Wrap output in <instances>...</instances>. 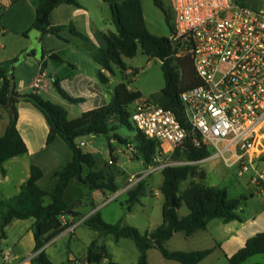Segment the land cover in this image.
<instances>
[{"label":"trees","instance_id":"obj_1","mask_svg":"<svg viewBox=\"0 0 264 264\" xmlns=\"http://www.w3.org/2000/svg\"><path fill=\"white\" fill-rule=\"evenodd\" d=\"M14 1L16 0H12ZM103 1L110 6L111 20L116 32L104 35L106 47L100 49L94 56L96 63L102 68L97 73L99 81L103 86L109 85V77L103 70L114 74V67H117L122 72H127L129 69L124 58H134L141 49L146 56L162 63L165 87L156 98L157 102L167 110L174 112L181 124L188 128L189 122L181 102V95L200 85L190 53L177 58V49L170 37H159L150 33L144 17L142 0ZM154 1L160 9L166 12L160 0ZM32 2L36 10V18L32 26L34 30L43 35L52 34L59 37L60 33L68 28L72 34L86 40L73 26L53 27L49 20L56 7L62 4L80 6L79 0H32ZM238 3L242 6L247 5L246 0H238ZM4 12L5 7H0V28ZM174 17L172 9V15L167 16L171 35L175 32ZM52 58L61 61L55 55ZM133 74L137 75L138 71H133ZM0 80L4 81L0 88V111H6L9 114L6 133L0 137V167L5 162L28 153L27 145L17 128L19 102L32 104L45 117L49 126L47 144L61 138L73 153L72 161L54 173L56 186L52 192L41 189L39 182L43 179L44 172L41 168L32 166L30 178L22 185L20 193L13 198L0 199V239H5L6 228L15 220L33 219L32 231L36 256L32 264H57L51 260L44 247L70 229L77 219L83 217L78 211V208L83 206V202L70 204L66 201V192L70 184L76 181L90 190L116 194L120 189L116 184L115 173L112 169H107L117 162L112 149V140L130 148L136 145V150L141 153L139 158H142L149 166L158 165L157 155L162 144L147 138L137 129V136L131 140L118 135L117 131L120 127L134 130L131 123L134 106L143 99L140 91L130 90L131 81L125 75L122 83L113 89L110 104L85 113L84 118L88 120V124L74 130L68 129L69 116L63 106L45 100L38 91L25 95L18 94L7 70L2 66H0ZM54 85L63 98L73 103L80 102V100L69 97L58 81H55ZM11 99H13L12 103ZM89 135H104L109 140L112 164L108 162L105 169L97 168L94 156L84 152L76 143L79 138ZM132 140L134 142H131ZM210 154L211 150L206 145L194 148L186 144L165 158L166 163L194 162L195 164L168 166L162 170L164 182L161 193L165 199L163 224L153 234H143L133 226L108 223L98 212L84 219L83 225L97 233L112 235L116 242L123 239L132 240L140 253L138 264H149L148 251L151 249H157L166 260L180 264H200L212 254V249L190 253L172 252L165 247V243L180 232L191 236L197 231L206 230L213 220H222L226 224L234 221L242 223L243 219L239 211L243 202L247 201V198L230 199L227 189L206 183V172L200 169L198 164L206 160ZM259 161L264 162V155ZM3 174H5L4 171ZM78 178L81 179L78 180ZM187 182L188 186L183 190L182 185ZM144 192L145 181L142 180L134 189L126 191L127 204L132 206L139 202ZM47 199L51 200L48 205L46 204ZM183 203L187 206L189 215L180 218L178 211ZM68 218H71V222H65ZM260 254H264V232L250 238L245 247L228 258V261L230 264H245L250 258ZM104 260L107 261L104 262ZM80 263L120 264L112 259L106 246L99 245L97 240L92 243L87 257L61 264Z\"/></svg>","mask_w":264,"mask_h":264},{"label":"crops","instance_id":"obj_2","mask_svg":"<svg viewBox=\"0 0 264 264\" xmlns=\"http://www.w3.org/2000/svg\"><path fill=\"white\" fill-rule=\"evenodd\" d=\"M79 3L80 6L59 5L51 13L49 20L53 27L73 26L86 40L75 36L68 28L63 30L59 37L52 34L43 35L32 28L36 18V10L32 0H16L14 2L12 0H0V7H5L0 28V66L7 70L8 76L12 79L15 91L18 94L25 95L38 91L39 95L45 100L63 106L68 112L69 130L81 128L88 124V120L84 118L85 113L109 105L113 89L122 83L124 76H122L121 80L114 81L116 67H114V74L103 70L110 80L108 86H103L97 76L98 71L102 68L96 63L94 56L100 49L106 47L104 35L116 32V28L111 20L112 16L109 4L103 0H79ZM173 23L175 25V17ZM167 37H171V32ZM54 55L59 57L61 61L54 60L52 58ZM131 73L132 71L128 70L125 74ZM40 76L43 78V84L39 89H36L34 81ZM55 81H58L61 88L69 97L80 100V102L73 103L63 98L55 88ZM3 83L4 81L0 80V88ZM51 88L53 92L49 91ZM130 90L132 89L130 88ZM142 100L146 99L143 98ZM17 108V128L27 145L28 153L24 156L13 158L0 167V199L13 198L20 193L22 185L30 178L32 166H37L44 172V177L39 182L41 189L52 192L56 186L53 178L54 173L73 159L72 151L61 138H57L53 143L47 144L49 126L45 117L38 109L32 104L25 102H19ZM8 123L9 114L6 111H0V137L5 135ZM85 137L94 139L95 136L89 135ZM78 140L76 141L77 145L83 149L86 144ZM114 142L116 141L112 140L111 143L115 154ZM82 143H84V146H81ZM130 149L132 150L133 147ZM110 154L112 155L111 148ZM133 158L137 160L142 159L136 158L134 155ZM261 165L264 166V162L259 161L258 171L259 173H264ZM3 171L5 174H3ZM253 179L254 176L251 179L252 184H255L259 194L264 196V190L260 189V185H257ZM79 185L84 186L76 181L70 184L66 192V201L70 204L83 202V206L78 208L83 217L77 219L70 229L44 247L45 252L51 260L57 264L84 259L89 254L90 247L97 240L96 235L98 233L86 228L82 223L84 219L98 212L106 222H112V220H109L111 218L105 216L103 213V210L110 205L107 203L112 200L109 196L111 193H105L101 190H90L88 188V194L82 193L73 200L69 199L68 195L74 190L73 188H78L74 186ZM84 187L87 188L86 186ZM118 187L120 190L116 194L124 192L126 186L122 189L120 186ZM127 201L128 198L126 204ZM50 203L51 200L47 199L46 204ZM164 203L165 199L163 205ZM139 204H141V198L139 202L132 206L127 204L129 212L126 216L132 215L134 208L137 205L139 206ZM185 217L180 216V218ZM66 221L71 222V218L65 219ZM22 222L24 221L15 220L6 230H11L16 224H22ZM258 223L257 219H254L251 223L244 222V220L242 223L234 221L226 224L223 222L224 234L226 233L225 237L228 240L220 242L219 238L212 236L211 243L209 242L208 246H206L207 248L200 250L204 251L210 248L213 252L200 264H213L214 261H218L221 264H230L228 258L245 247L246 242L254 235L264 232V224L257 225ZM33 224L34 222L31 223V227L28 225V231L20 238L17 244L19 247L13 250L14 254L13 252L4 253L1 250V255H4V264H27L24 261L34 254L35 239L32 231ZM118 224L136 227L143 234H153L163 222H154L150 217L145 216L144 223L142 224H139V222L137 224ZM258 226H261V228ZM254 228L256 229L255 232ZM201 231H197L191 236H187L183 232L177 233L171 240L165 243V247L172 252H196L198 249L188 250L184 248V242ZM104 236L106 237V235ZM70 237H76L74 247H69L68 251L65 248L57 251L55 246ZM25 238H27V243L24 245ZM5 241H8L7 235L5 239L0 241V247ZM97 241H99V245H102L101 240ZM125 244L126 247H121L124 253L123 256H118L120 260L112 253L110 256L115 262L120 264H138L140 253L136 244L134 243L135 247H132L131 243ZM172 244L175 246H172ZM255 257L258 256L250 258L245 264H264V259L256 261ZM122 258L126 262H121ZM148 262L149 264H180L175 261L166 260L157 249L148 251Z\"/></svg>","mask_w":264,"mask_h":264},{"label":"built area","instance_id":"obj_3","mask_svg":"<svg viewBox=\"0 0 264 264\" xmlns=\"http://www.w3.org/2000/svg\"><path fill=\"white\" fill-rule=\"evenodd\" d=\"M256 3L261 6H242L238 0H172L175 32L170 39L176 57L190 53L200 85L181 95L188 128L159 104H135L131 120L136 129L162 144L158 165L149 174L194 165L166 163L160 156L169 157L186 144L206 145L211 154L204 161H222L239 175L253 172V181L264 190V173L258 171L264 155V0ZM42 84L37 77L35 88ZM140 181L130 179L131 184ZM35 256L24 262L32 264Z\"/></svg>","mask_w":264,"mask_h":264},{"label":"rangeland","instance_id":"obj_4","mask_svg":"<svg viewBox=\"0 0 264 264\" xmlns=\"http://www.w3.org/2000/svg\"><path fill=\"white\" fill-rule=\"evenodd\" d=\"M160 1L162 2L166 12L160 9L155 4L154 0H142L144 17L150 33L159 37H167L170 35V28L167 24V16L172 15V0ZM246 3L250 6H261V4L249 0H246ZM176 54H178V50ZM124 61L132 73L126 75V72H122L120 68L116 67L114 81L121 80L123 75L127 76V78L131 81L129 86L133 91L138 90L143 94L144 99L159 104L156 98L165 87L162 63L157 59H152L146 56L141 49L138 50V53L134 58H124ZM133 71H138V74L134 75ZM49 91H52V88ZM131 123L134 130L126 127H120L117 131L120 137L131 140L137 136V130L132 120ZM78 141H83L86 144V146L83 147V151L94 156L97 168L105 169L106 165L112 158L108 138L104 135H100L95 136L94 139L83 137ZM131 142L134 141L132 140ZM113 147L115 150L114 157L117 158V164L108 167L107 169H112L114 171L116 184L120 186L121 189L126 186L124 190L127 189L126 191H128L132 188L134 189V187L138 184H131V176H134L137 179H142L146 183L145 195L141 197V204L134 208L133 214L127 217L126 215H128L127 213L129 210L128 205L126 204V200L128 198L126 192L122 191L120 194L116 195L110 194L109 196L112 200L107 203L110 205L103 210V213L105 216L111 218L109 220H112L111 223L113 224H137L138 222L139 224H142L144 223L145 216L148 218L150 217L151 220H154V222H163L164 197L161 193V186L163 185L164 178L162 171L149 174L151 167L148 166L143 159L137 160L133 158V155L136 158H139V155H141V153L136 150V145L133 146V149L131 150L130 147L121 145L116 141L113 143ZM160 157L164 162H166V157L164 155ZM198 166L206 172V183L208 185L227 189L230 199L247 198V201L243 202L239 211V214L243 218L244 222L251 223L254 219H257V221H259L257 225L264 224V196L259 194L256 185L252 184L251 179L254 176L253 172L239 175L237 168H227L222 161L219 160L203 161L199 163ZM262 168L264 169V166H262ZM187 186L188 182L182 185V189H186ZM74 187L78 188H73L74 190H72L68 195L69 199L73 200L79 197L82 193L88 194V188L80 185ZM179 214L181 217H185L189 214V210L184 203L179 209ZM33 222L34 220L30 219L22 222V224H16L11 230H5L6 235L8 236V241H5L0 247V264L5 263L3 259L4 255H1V250H3L4 253L13 252L14 254L13 250L16 247H19L17 244L20 238L28 231V225L31 227V223ZM222 223L223 222L220 220H214L209 224L207 230L201 231L192 238L186 240V242H184V248H187L188 250L198 249L196 252L202 251L200 249H206L209 242L211 243L210 240L212 239V236L219 238V240H221L220 242H223L224 240L227 241L228 238L225 237L226 233L224 234V224ZM258 227L261 228V226ZM255 230L256 229L254 228V232ZM96 239L101 240V244L106 246L109 254H114L117 259L119 255L123 256L124 253L121 247H126L125 243H131L132 247H135L132 240L123 239L120 240V243H118L114 241L112 236L105 237L102 236L101 233L96 235ZM75 241L76 237L66 238L55 246L56 250L59 251V249L65 248V250L68 251L69 247H74ZM23 243L24 245L27 243V238L24 239ZM174 244H172V246L178 245ZM24 245L23 247H25ZM22 250L24 249L22 248ZM257 256L258 257L254 258L256 261L264 259V254ZM106 261L107 260H104V262ZM121 262L126 261L122 258ZM213 264L221 263L214 261Z\"/></svg>","mask_w":264,"mask_h":264},{"label":"water","instance_id":"obj_5","mask_svg":"<svg viewBox=\"0 0 264 264\" xmlns=\"http://www.w3.org/2000/svg\"><path fill=\"white\" fill-rule=\"evenodd\" d=\"M251 1L260 2L261 0H251ZM44 67H45V65H44ZM12 101H13V99H11V103H12ZM80 179H81V178H78V180H80ZM173 206L176 207V204L173 203ZM101 235L104 236L103 233H101Z\"/></svg>","mask_w":264,"mask_h":264}]
</instances>
